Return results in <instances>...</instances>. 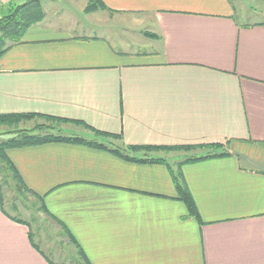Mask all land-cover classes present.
Masks as SVG:
<instances>
[{
    "label": "crops",
    "instance_id": "1",
    "mask_svg": "<svg viewBox=\"0 0 264 264\" xmlns=\"http://www.w3.org/2000/svg\"><path fill=\"white\" fill-rule=\"evenodd\" d=\"M101 1L42 0L0 54V115L84 139L5 149L26 189L13 179L20 202L5 203L0 187V264H264V0ZM93 130L115 146L228 151L133 161L90 145Z\"/></svg>",
    "mask_w": 264,
    "mask_h": 264
},
{
    "label": "trees",
    "instance_id": "2",
    "mask_svg": "<svg viewBox=\"0 0 264 264\" xmlns=\"http://www.w3.org/2000/svg\"><path fill=\"white\" fill-rule=\"evenodd\" d=\"M41 0H19L16 2H10L9 8L6 12L0 13V54L8 47L7 41L17 42L20 40L26 29L41 21L44 17V12L41 5ZM105 5L101 0H88L84 11L92 12L98 9H104ZM148 34V33H145ZM34 114H3L0 115V123H5L8 125L16 124L19 120L33 117ZM53 118V117H46ZM95 137L89 139L87 142L92 146L103 147L109 149L115 155L121 156L128 160L140 161V162H156L163 161V159L158 157H150L147 154L155 150H173L176 149H186L201 147L203 149L202 154L188 157L185 161L199 160L210 157H215L219 155L227 154V149L222 143H200V144H190V145H180L175 147H159V146H148V145H128V146H115L110 145L107 141L103 139L99 140L98 137H103L106 139H119L118 135L101 132L98 130H93ZM67 140V141H83L82 137L77 135H61L54 134L53 132L46 133H30L27 131H21L17 135L6 139L0 143V158L5 163L6 167L12 174L15 182L21 187L25 188L24 183L19 177L16 169L13 167L9 159L5 154V149L8 147H17L27 144H35L40 142H46L51 140ZM107 142V143H106ZM138 153L139 155H136ZM143 153V154H140ZM173 180L176 188V197L181 200L187 209L188 215L196 219H199V214L196 209L194 200L186 187L183 177L180 171L173 173ZM1 194V191H0ZM81 252V250H80ZM88 264V263H85Z\"/></svg>",
    "mask_w": 264,
    "mask_h": 264
},
{
    "label": "rangeland",
    "instance_id": "3",
    "mask_svg": "<svg viewBox=\"0 0 264 264\" xmlns=\"http://www.w3.org/2000/svg\"><path fill=\"white\" fill-rule=\"evenodd\" d=\"M42 1V0H41ZM40 1V2H41ZM52 1H58V3H63V2H66V0H52ZM74 2V1H73ZM74 3H77V1H75ZM87 4V3H86ZM42 5V4H41ZM86 6V5H85ZM76 7V6H75ZM78 9V7H76ZM85 8V7H84ZM96 11V10H95ZM0 13H3V12H0ZM236 18L238 20H242L243 16L242 15H239L237 14L236 15ZM11 41H7V43H9ZM41 120H43L44 122H41L40 125H38L37 127H27V128H24V129H17L18 127V122L19 121H24V120H19L16 124H13V125H8V124H5V123H0V126H3V127H9L11 128L10 130H15V133L12 134L10 132H5L2 134V137L0 138V141L1 140H4V139H7V138H10L12 136H15L17 135L18 133H20L21 131H27V132H30V133H46L45 131L47 130H53V131H50V132H56V131H59L56 127H45L44 125L48 124V125H51L53 123H57L59 124L60 121H57V120H53L55 122H52V119H43V118H40ZM36 120V119H35ZM25 122V121H24ZM32 122V121H31ZM33 123V122H32ZM32 123H25L26 126H29L31 125L32 126ZM52 126V125H51ZM79 134H82V133H79ZM91 135H93L92 137H94V133L93 131H91V133H89ZM82 135H86V134H82ZM100 139L102 140H105L104 138L100 137ZM107 143V142H106ZM111 146L112 144L109 143ZM175 150V151H173ZM173 150H171L170 152L173 153V152H180V151H186L187 153L189 154H192L194 152H199V151H203V149H201V147H196V148H191L189 150H186V149H183V148H180V149H176L174 148ZM160 152L159 150H155V151H151L149 152L147 155L149 156L151 153L153 152ZM183 153V152H181ZM140 154H143V153H140ZM177 162V161H176ZM178 171V170H176ZM12 174L10 173V171L8 170V167L5 166V163L1 160L0 158V187L3 189V197L5 199V203H19L20 202V199H18L17 197H15V195H17V191L15 192V182L11 176Z\"/></svg>",
    "mask_w": 264,
    "mask_h": 264
},
{
    "label": "built area",
    "instance_id": "4",
    "mask_svg": "<svg viewBox=\"0 0 264 264\" xmlns=\"http://www.w3.org/2000/svg\"><path fill=\"white\" fill-rule=\"evenodd\" d=\"M6 1H8V0H0V4H2L3 2H6Z\"/></svg>",
    "mask_w": 264,
    "mask_h": 264
}]
</instances>
